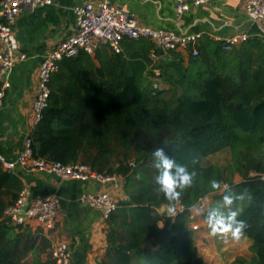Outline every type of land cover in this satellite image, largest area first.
Here are the masks:
<instances>
[{"label":"trees","instance_id":"obj_1","mask_svg":"<svg viewBox=\"0 0 264 264\" xmlns=\"http://www.w3.org/2000/svg\"><path fill=\"white\" fill-rule=\"evenodd\" d=\"M129 41L135 44L130 59L112 51L105 61L99 49L95 58L83 52L64 59L31 134L34 157L123 178L126 199L107 221L108 249L99 264H203L189 229L193 211L200 199L212 197V206L227 213L223 197L229 190L243 195L230 207L240 208L247 223L250 264H264V38L228 51L207 40L187 65L182 53L166 54L146 39ZM151 49L164 59L149 57ZM158 147L195 172L176 201L159 191L152 155ZM227 149L228 166L204 164ZM212 180L221 187L213 189ZM23 188L0 164V264H24L35 250L24 226L5 219ZM170 203L185 210L161 213ZM234 264L249 263L240 258Z\"/></svg>","mask_w":264,"mask_h":264},{"label":"crops","instance_id":"obj_2","mask_svg":"<svg viewBox=\"0 0 264 264\" xmlns=\"http://www.w3.org/2000/svg\"><path fill=\"white\" fill-rule=\"evenodd\" d=\"M51 5L25 9L17 18L14 32L18 43L17 59L9 75L10 87L0 107V157L15 162L26 147L28 137L34 131V102L39 87V68L45 56L53 51L71 33L76 25L74 9L88 2L101 0H52ZM134 15L141 24L172 31L180 35H201L198 45L207 40L218 42L246 35L248 39L264 38V21H253L246 12L245 0H212L191 9L178 17L171 0H109ZM190 3L192 0H188ZM219 43V42H218ZM134 42L125 40L122 53L126 59L134 54ZM184 55L185 65L187 54ZM97 55L109 59L113 52L100 47ZM149 57L161 61L151 49ZM96 57L92 55V58ZM96 63L99 62L95 59ZM159 73V72H157ZM1 85V84H0ZM14 172L22 181L23 189L30 192V200L53 196L59 201L55 227L49 229L38 221H31L24 231L36 241L35 250L24 264H52V248L55 243H68L72 252L71 264H99L108 249V226L102 213L82 203L85 194L106 191L118 201L126 199L123 178L101 182L64 181L42 172L17 167ZM194 216V215H193ZM163 223L160 226L163 227ZM252 242V241H251Z\"/></svg>","mask_w":264,"mask_h":264},{"label":"built area","instance_id":"obj_3","mask_svg":"<svg viewBox=\"0 0 264 264\" xmlns=\"http://www.w3.org/2000/svg\"><path fill=\"white\" fill-rule=\"evenodd\" d=\"M176 7L178 17H181L191 9L192 5L201 6L212 0H171ZM52 0H4L0 4V107L3 105L6 90L10 87L9 75L15 66L17 59L18 43L14 26L18 16L27 8L44 7L51 5ZM246 12L253 21H264V0H245ZM76 25L71 33L53 51L49 52L39 68V87L34 102L35 124L42 118L43 111L48 106L51 96L50 82L54 73L61 68L66 58L79 57L83 52L95 55L102 46L109 47L115 53H122V43L125 40L146 39L154 43L166 54L172 51H182L194 57L200 55L198 41L201 35H180L172 31L156 29L141 24L138 19L126 12L121 7L111 4L109 0L88 2L74 9ZM248 40L246 35L217 41L222 49L228 51L234 46ZM0 164L7 171H14L17 167L33 171L55 175L64 181L89 182L93 179L101 182L115 181L117 176L104 177L94 173L83 164L64 165L62 163L47 162L36 159L31 147V135L28 137L26 147L15 162H8L0 157ZM264 179V177H263ZM82 203L101 211L103 219L107 222L111 215L118 209V200L109 192H96L85 194L81 198ZM59 201L53 196L35 198L30 200V192L23 189L14 206L9 207L5 213V219L16 226H26L31 221H38L49 229L56 224ZM207 208V199H200L198 211ZM185 210L179 206L173 216ZM196 227V226H195ZM52 264H71L72 252L68 243L59 241L52 248Z\"/></svg>","mask_w":264,"mask_h":264},{"label":"clouds","instance_id":"obj_4","mask_svg":"<svg viewBox=\"0 0 264 264\" xmlns=\"http://www.w3.org/2000/svg\"><path fill=\"white\" fill-rule=\"evenodd\" d=\"M152 155L155 166L160 170V174L157 177L159 191L163 192L170 202L178 200L181 195L179 190L184 189L186 186H191L195 172L188 171L186 166L178 164L174 159L170 158L163 147L154 149ZM211 186L213 189H218L221 187V182L212 180ZM235 199H243V195L232 194L229 190V194L223 197L224 205L228 208L227 213L218 208H212L208 212L206 219L210 235L226 241L229 239L239 241L245 236L247 223L240 218L242 210L238 207L236 209L230 207ZM167 210L170 214L174 213V205L170 203Z\"/></svg>","mask_w":264,"mask_h":264},{"label":"rangeland","instance_id":"obj_5","mask_svg":"<svg viewBox=\"0 0 264 264\" xmlns=\"http://www.w3.org/2000/svg\"><path fill=\"white\" fill-rule=\"evenodd\" d=\"M186 56L188 62L189 55ZM167 95L170 96L171 93ZM230 163L231 152L228 149L211 155L204 160L205 165H218L222 167L228 166ZM241 181L242 177L236 175L235 182L239 183ZM213 201L212 197L207 199V208L204 211L195 209L192 214V221L189 224V229L195 235L198 254L203 260V264H234L240 258L245 259L250 264L254 259V254L251 250L253 242L250 239L243 237L239 241L231 239L226 241L210 235L206 218L208 212L212 208H215L212 206Z\"/></svg>","mask_w":264,"mask_h":264},{"label":"water","instance_id":"obj_6","mask_svg":"<svg viewBox=\"0 0 264 264\" xmlns=\"http://www.w3.org/2000/svg\"><path fill=\"white\" fill-rule=\"evenodd\" d=\"M167 208H168V207H163V208L161 209V213H165L166 211H168Z\"/></svg>","mask_w":264,"mask_h":264}]
</instances>
